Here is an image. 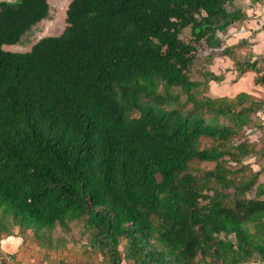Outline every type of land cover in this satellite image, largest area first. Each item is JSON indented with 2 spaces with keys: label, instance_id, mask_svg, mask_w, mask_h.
Wrapping results in <instances>:
<instances>
[{
  "label": "trees",
  "instance_id": "1",
  "mask_svg": "<svg viewBox=\"0 0 264 264\" xmlns=\"http://www.w3.org/2000/svg\"><path fill=\"white\" fill-rule=\"evenodd\" d=\"M236 1L71 0L65 30L25 52L3 45L49 0L0 1V239L32 230L55 249L77 222L102 264H264V168L245 162L264 147L235 140L264 99L199 97L191 78L193 41L221 47L247 17ZM253 57L235 77L264 86Z\"/></svg>",
  "mask_w": 264,
  "mask_h": 264
},
{
  "label": "rangeland",
  "instance_id": "2",
  "mask_svg": "<svg viewBox=\"0 0 264 264\" xmlns=\"http://www.w3.org/2000/svg\"><path fill=\"white\" fill-rule=\"evenodd\" d=\"M70 2L71 0H49L50 11L48 17L42 19L34 25L31 30L27 31L20 42L16 44H5L3 48L15 52H25L31 50L33 45L45 36L60 35L67 26L66 12ZM233 6L240 7L247 14V17L244 20L228 26L227 31L218 32V36L223 42L221 47L214 49L206 43L197 44L193 41L198 48L196 51L197 57L191 69V78L201 83L198 88L199 97H226L234 99L241 90L240 87H237L240 79L238 80L235 77L236 70L234 67V58H244L246 55L252 54V51L250 52L249 49L254 44L252 40L257 37L258 33L264 32V0H237ZM180 37L187 42L191 41V29L185 28L180 34ZM227 46H232L230 56L224 53V48ZM257 61L259 62L260 70L264 71V59H259ZM206 72L222 75L223 78L221 81L217 82L207 77L205 74ZM253 87L259 86L254 84ZM259 88L262 89V87ZM174 91L176 92L179 90L175 89ZM254 91L258 92L259 89L254 88ZM261 95L264 96V94ZM185 98L186 95L183 96V99ZM252 116L253 122L241 128L240 134L235 140L238 142L247 138L261 149L264 147V112L254 113ZM210 145H213V141L207 140L203 144V147ZM259 155L260 153L248 157L245 159V162L255 170L264 168V157ZM229 164L233 167L239 166V164L237 165L235 163ZM194 167L203 170L211 169L214 167V162L196 161L194 162ZM258 183H264V170L259 176ZM255 191L256 188L249 192L248 195L253 196ZM71 226L72 229L69 233L65 232L61 227L55 229V237L58 235L60 237H67L66 242L58 241L61 245L58 249L53 251L57 252L59 264H102L103 256L99 250L90 249L88 245V235H83L81 224L72 222ZM18 230V228H15L14 232L16 233ZM24 237L34 241L37 240L33 236L32 230L25 232ZM123 243L124 241H122L121 247H123ZM44 244L48 246L46 242ZM35 246L36 247L32 249L34 253L36 252L34 256L37 258L40 257L41 261L44 251L38 248L39 245ZM93 250H96V255L94 257L95 261L92 259V254L90 253ZM31 259L32 261L30 263L37 264L34 257Z\"/></svg>",
  "mask_w": 264,
  "mask_h": 264
},
{
  "label": "crops",
  "instance_id": "3",
  "mask_svg": "<svg viewBox=\"0 0 264 264\" xmlns=\"http://www.w3.org/2000/svg\"><path fill=\"white\" fill-rule=\"evenodd\" d=\"M254 43L249 49L250 52L254 54L253 59L254 60H259V59H264V32L258 33L257 37L252 40ZM259 64V62H258ZM255 83V73L254 72H249L244 75L243 78L240 79L239 83L237 84V87H240V92H248L257 96H260L264 99V96L261 94H264V86L257 84L259 87H262L260 89L259 87H253ZM254 88L259 89L258 92L254 91ZM0 245L2 248L6 251L13 252L17 259L19 264H32L30 263L32 261L31 258H35L37 264H59L58 258H57V252H53L55 249H50L49 247L44 246L37 240L34 241L30 238H25L24 233L20 232H14L12 235H8L3 233L1 235L0 239ZM35 245H39V249H43V257L41 258L42 260L40 261V257H35L34 247ZM49 249V250H47ZM96 250L91 251L90 253L92 254V259L95 261L94 257L96 255ZM51 252V253H50Z\"/></svg>",
  "mask_w": 264,
  "mask_h": 264
},
{
  "label": "built area",
  "instance_id": "4",
  "mask_svg": "<svg viewBox=\"0 0 264 264\" xmlns=\"http://www.w3.org/2000/svg\"><path fill=\"white\" fill-rule=\"evenodd\" d=\"M0 264H19L13 252L6 251L0 245Z\"/></svg>",
  "mask_w": 264,
  "mask_h": 264
}]
</instances>
